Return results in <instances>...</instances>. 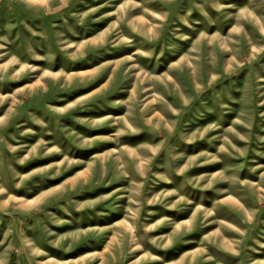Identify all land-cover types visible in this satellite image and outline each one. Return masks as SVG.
<instances>
[{
	"label": "rangeland",
	"instance_id": "obj_1",
	"mask_svg": "<svg viewBox=\"0 0 264 264\" xmlns=\"http://www.w3.org/2000/svg\"><path fill=\"white\" fill-rule=\"evenodd\" d=\"M0 264H264V0H0Z\"/></svg>",
	"mask_w": 264,
	"mask_h": 264
}]
</instances>
